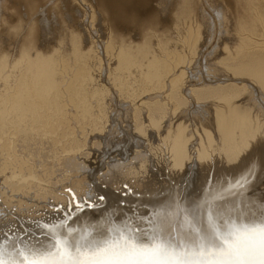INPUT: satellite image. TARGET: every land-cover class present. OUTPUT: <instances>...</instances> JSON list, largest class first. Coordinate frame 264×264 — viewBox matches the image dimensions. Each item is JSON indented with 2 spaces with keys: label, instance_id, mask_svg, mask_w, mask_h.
I'll return each mask as SVG.
<instances>
[{
  "label": "bare ground",
  "instance_id": "bare-ground-1",
  "mask_svg": "<svg viewBox=\"0 0 264 264\" xmlns=\"http://www.w3.org/2000/svg\"><path fill=\"white\" fill-rule=\"evenodd\" d=\"M263 99L264 0H0V256L258 214Z\"/></svg>",
  "mask_w": 264,
  "mask_h": 264
},
{
  "label": "snow or ice",
  "instance_id": "snow-or-ice-1",
  "mask_svg": "<svg viewBox=\"0 0 264 264\" xmlns=\"http://www.w3.org/2000/svg\"><path fill=\"white\" fill-rule=\"evenodd\" d=\"M45 239L50 248L38 241L43 251L20 253L22 260L12 264H264V201L258 214H210L206 225L179 240L171 234L147 242L133 236L82 244L55 235ZM0 264L8 261L0 256Z\"/></svg>",
  "mask_w": 264,
  "mask_h": 264
},
{
  "label": "rangeland",
  "instance_id": "rangeland-1",
  "mask_svg": "<svg viewBox=\"0 0 264 264\" xmlns=\"http://www.w3.org/2000/svg\"><path fill=\"white\" fill-rule=\"evenodd\" d=\"M17 4H18V3H17ZM19 4H20V3H19ZM19 4H18V5H19ZM20 6H21V8L24 7V8H22V11H26L25 6H24V3H21ZM219 20H220V22H222V19H221V18H219ZM84 21L87 22L88 20L85 18ZM218 22H219V21H218ZM9 35H11V34L7 33V38L9 37ZM215 43H217V42H213L212 40L209 42V44H208V48L211 46V47L209 48V50H213L212 48L215 46V45H214ZM212 45H213V46H212ZM202 49H203V48H202ZM206 74H207V73H206ZM262 101H263V102H262ZM262 101L259 102V103H261V104L263 103V104H264V99H263ZM263 104H262V105H263ZM192 108H193V107H192ZM193 109H194V108H193ZM194 112H195V111H194ZM194 112H193V114H194ZM179 115H184V114H179ZM187 116H188V115H187ZM194 116H195V114H194ZM193 118H194V119H193ZM195 118H196V120H195ZM191 119H192V121H190L189 118H188V122H189V123H190V122H191V123H194L195 121L197 122V121L201 120V119H200V116H198V117H197V116H195V117H191ZM197 119H198V120H197ZM198 123H199V122H198ZM122 156H126V154H123ZM102 157H103V156H102ZM102 157L100 158L99 161L97 160V161H98L97 164H99V162L102 161V159H103ZM97 161H96V162H97ZM156 161H157V159H155V163H156ZM159 163H160V162H158V164H159ZM97 164L94 162V163H93V166H94V165H97Z\"/></svg>",
  "mask_w": 264,
  "mask_h": 264
}]
</instances>
